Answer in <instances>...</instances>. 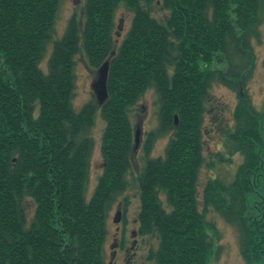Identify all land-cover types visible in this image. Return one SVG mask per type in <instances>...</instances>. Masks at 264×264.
<instances>
[{
    "label": "trees",
    "instance_id": "1",
    "mask_svg": "<svg viewBox=\"0 0 264 264\" xmlns=\"http://www.w3.org/2000/svg\"><path fill=\"white\" fill-rule=\"evenodd\" d=\"M61 1L0 0V264H107L108 216L132 186L136 142L129 115L150 89L160 105L159 125L143 147L138 234L153 235L158 244L147 260L210 264L209 231L217 235V229L206 212L213 209L238 230L245 263L264 264V113L242 94L255 64L251 40L260 35L264 0H87L81 21L73 16L54 43L44 72ZM121 5L133 18L116 50ZM156 7L166 16L157 18ZM79 53L94 68L106 61L110 68L107 101L100 107L92 97L77 112ZM213 64L227 68L212 70ZM214 82L239 94L223 144L244 162L234 182L208 181L201 211L202 126ZM99 115L106 122L105 169L88 199ZM168 135L165 156L151 158L156 140ZM216 157L224 161L222 153ZM25 199L36 202L31 219Z\"/></svg>",
    "mask_w": 264,
    "mask_h": 264
},
{
    "label": "rangeland",
    "instance_id": "2",
    "mask_svg": "<svg viewBox=\"0 0 264 264\" xmlns=\"http://www.w3.org/2000/svg\"><path fill=\"white\" fill-rule=\"evenodd\" d=\"M86 2L87 0L61 1L57 14L58 18L55 22V30L52 39L47 44L45 60L41 64V69L44 72L48 71V62L54 50V43L56 40L63 38L68 27L67 25L73 16L78 15L81 21L86 9ZM153 13L157 18L166 16L165 11L160 9V7L154 8ZM132 18L133 12H129L125 6L121 5L117 9L114 32L116 50L119 49L121 42L130 31ZM259 33L258 38L252 37L251 40L255 64L245 82L246 84H244L242 94L244 96L248 95L256 109L260 113H264V21L259 27ZM76 58L77 64L75 69L77 80L73 104L75 110L79 112L86 103L91 101L92 97L97 100L95 90H93V83L98 80L101 67H92L89 64V60L82 53H79ZM219 68L226 70L227 64H213L210 66L212 70H219ZM212 84L209 97L205 103V119L202 126L203 155L206 163L199 170L200 174L198 179V204L201 211L203 210V190L208 181L219 178L226 183L234 182L238 169L244 162L240 154L229 156L223 144V135L226 131L232 130L236 122L234 112L240 102L239 94L237 91L229 89L221 83L214 82ZM159 107L156 91L150 89L146 92L143 99L135 105L129 115L135 137L136 133L139 132V144L137 145L136 142L135 150L130 161L131 170L128 172L132 186L118 198L108 216V236L104 248L106 256L105 262L107 264H156L147 259L151 248H157V238L153 235L138 234L140 229L138 226V214L142 207L138 177L146 164V155L143 152V147L146 143L147 133L157 129L159 125ZM96 122V126L92 131L95 146L90 163V181L87 191L88 199L95 192L96 185L105 169L101 148L106 122L102 120L100 115ZM169 137L168 135L156 140L150 151L151 158L165 156V149L169 143ZM219 153L223 154L224 161L216 157ZM165 198V196L162 197L163 200H166ZM125 199L128 201L127 206H124L126 204ZM23 206L28 217L31 219L36 212V202L33 199H25ZM123 217H126L127 220L124 221ZM206 219L210 225L217 229V235L213 231H209V234L214 237L215 246L210 264H246L241 255L238 230L225 221L213 209H209L206 212Z\"/></svg>",
    "mask_w": 264,
    "mask_h": 264
},
{
    "label": "water",
    "instance_id": "3",
    "mask_svg": "<svg viewBox=\"0 0 264 264\" xmlns=\"http://www.w3.org/2000/svg\"><path fill=\"white\" fill-rule=\"evenodd\" d=\"M109 62H105L101 69L99 70V77L98 80H96L93 83V90H95L96 98L99 101V104L102 106L107 101L108 98V74H109ZM139 132L136 133L135 142H137V145L139 144Z\"/></svg>",
    "mask_w": 264,
    "mask_h": 264
}]
</instances>
